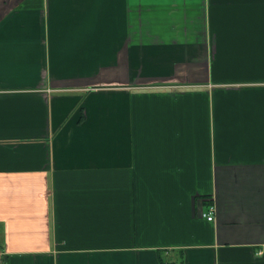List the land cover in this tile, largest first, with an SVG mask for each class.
<instances>
[{"label":"crops","instance_id":"0c3cea01","mask_svg":"<svg viewBox=\"0 0 264 264\" xmlns=\"http://www.w3.org/2000/svg\"><path fill=\"white\" fill-rule=\"evenodd\" d=\"M0 252L264 264V0H0Z\"/></svg>","mask_w":264,"mask_h":264},{"label":"built area","instance_id":"2783aa9c","mask_svg":"<svg viewBox=\"0 0 264 264\" xmlns=\"http://www.w3.org/2000/svg\"><path fill=\"white\" fill-rule=\"evenodd\" d=\"M215 212H214V208H210L209 211L207 213H203L202 212V216L205 217L208 221H213L214 217H215ZM0 264H5V257H4V253L0 252Z\"/></svg>","mask_w":264,"mask_h":264},{"label":"trees","instance_id":"16d2710c","mask_svg":"<svg viewBox=\"0 0 264 264\" xmlns=\"http://www.w3.org/2000/svg\"><path fill=\"white\" fill-rule=\"evenodd\" d=\"M206 208H207V209H210V208H212V206H210V205H207V206H206Z\"/></svg>","mask_w":264,"mask_h":264}]
</instances>
